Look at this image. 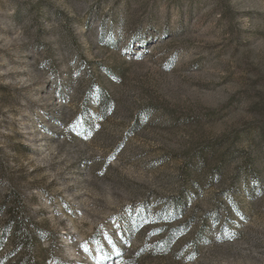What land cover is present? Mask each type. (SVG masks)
Listing matches in <instances>:
<instances>
[{
	"label": "rangeland",
	"instance_id": "obj_1",
	"mask_svg": "<svg viewBox=\"0 0 264 264\" xmlns=\"http://www.w3.org/2000/svg\"><path fill=\"white\" fill-rule=\"evenodd\" d=\"M0 264H264V0H0Z\"/></svg>",
	"mask_w": 264,
	"mask_h": 264
},
{
	"label": "trees",
	"instance_id": "obj_2",
	"mask_svg": "<svg viewBox=\"0 0 264 264\" xmlns=\"http://www.w3.org/2000/svg\"><path fill=\"white\" fill-rule=\"evenodd\" d=\"M14 237H16L18 241H21L24 247H28L30 239L24 228V223L21 220H18L16 223L14 228Z\"/></svg>",
	"mask_w": 264,
	"mask_h": 264
}]
</instances>
